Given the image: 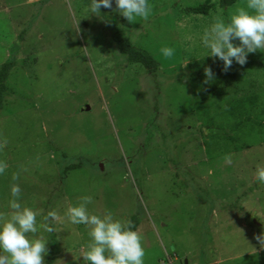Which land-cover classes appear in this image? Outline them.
<instances>
[{
	"label": "rangeland",
	"instance_id": "1",
	"mask_svg": "<svg viewBox=\"0 0 264 264\" xmlns=\"http://www.w3.org/2000/svg\"><path fill=\"white\" fill-rule=\"evenodd\" d=\"M90 2L0 0V68L16 63L0 112V139L8 141L0 160L9 165L0 211L13 183L19 202L41 212L38 223L92 196L89 212L135 218L144 264H264L256 239L264 234V185L254 178L264 166V50L225 72L201 40L216 17L228 21L246 0H149V19L132 24L115 0L98 16L86 11ZM204 3L212 5L207 16L189 13ZM112 16L159 71L128 63L112 40ZM206 67L214 73L208 83ZM52 226L37 234L48 241L44 264H84L86 226Z\"/></svg>",
	"mask_w": 264,
	"mask_h": 264
},
{
	"label": "clouds",
	"instance_id": "2",
	"mask_svg": "<svg viewBox=\"0 0 264 264\" xmlns=\"http://www.w3.org/2000/svg\"><path fill=\"white\" fill-rule=\"evenodd\" d=\"M38 0H27L37 3ZM113 0H91L87 8L89 14L100 15V9H111ZM115 11H118L129 24L137 18L147 21L152 14L149 0H115ZM204 47L210 50V56L223 61V71L227 72L233 61L243 66L247 63L249 53L264 50V0H246L245 6L237 7L228 21L216 17L205 28L201 37ZM239 40V45L233 41ZM163 56L172 57L174 50L170 47L161 49ZM189 60L183 63L186 67ZM205 83L214 79L210 67L204 69ZM7 138L0 139V152L7 147ZM224 161L231 164V155ZM9 165L0 160V175H4ZM254 178L264 185V166L257 165ZM19 180V173L12 176ZM12 199L7 211H0V264H44L48 252V241L38 236L40 231L53 233L52 226L59 223L84 225L88 229L89 241L79 249V257L84 264H144L146 255L143 246V234L135 228L131 220L117 219L108 211L102 214L91 213L88 205L93 202L92 196H84L77 204L66 202L62 215L57 211H48L38 223L39 210L23 206L19 202L21 188L18 183L10 186ZM264 247V234L256 237Z\"/></svg>",
	"mask_w": 264,
	"mask_h": 264
},
{
	"label": "trees",
	"instance_id": "3",
	"mask_svg": "<svg viewBox=\"0 0 264 264\" xmlns=\"http://www.w3.org/2000/svg\"><path fill=\"white\" fill-rule=\"evenodd\" d=\"M237 0H221V6H231L236 3ZM212 8V5L209 3H204L189 9V13L194 15H203L207 16ZM125 23V21H123ZM108 26L111 32L112 40L120 50V52L126 56L128 63L137 64L144 67L148 72L153 73L157 72L160 69V63L156 60V58L150 54L147 50L143 48H137L132 44L130 39L124 35V33L118 27V18L116 16H112L108 19ZM16 63L13 61L7 62L0 68V112L3 109V104L8 95V88L6 85L8 76L11 71L15 68ZM233 137L231 143H235L236 139ZM134 224L136 230L138 226V222L135 218L130 219ZM50 259L48 262H51Z\"/></svg>",
	"mask_w": 264,
	"mask_h": 264
},
{
	"label": "built area",
	"instance_id": "4",
	"mask_svg": "<svg viewBox=\"0 0 264 264\" xmlns=\"http://www.w3.org/2000/svg\"><path fill=\"white\" fill-rule=\"evenodd\" d=\"M166 264H173V262L171 259H169V262H167Z\"/></svg>",
	"mask_w": 264,
	"mask_h": 264
},
{
	"label": "water",
	"instance_id": "5",
	"mask_svg": "<svg viewBox=\"0 0 264 264\" xmlns=\"http://www.w3.org/2000/svg\"><path fill=\"white\" fill-rule=\"evenodd\" d=\"M88 108V107H87Z\"/></svg>",
	"mask_w": 264,
	"mask_h": 264
}]
</instances>
